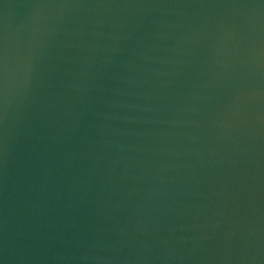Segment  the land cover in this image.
Segmentation results:
<instances>
[{
	"label": "water",
	"instance_id": "water-1",
	"mask_svg": "<svg viewBox=\"0 0 264 264\" xmlns=\"http://www.w3.org/2000/svg\"><path fill=\"white\" fill-rule=\"evenodd\" d=\"M0 264H264V0H0Z\"/></svg>",
	"mask_w": 264,
	"mask_h": 264
}]
</instances>
